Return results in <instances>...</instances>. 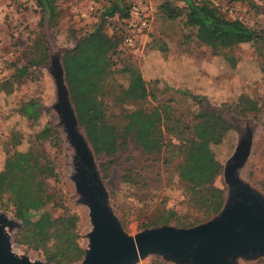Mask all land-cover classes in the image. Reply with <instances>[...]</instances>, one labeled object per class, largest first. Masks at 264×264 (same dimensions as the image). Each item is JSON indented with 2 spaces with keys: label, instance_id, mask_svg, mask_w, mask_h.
<instances>
[{
  "label": "rangeland",
  "instance_id": "374dc122",
  "mask_svg": "<svg viewBox=\"0 0 264 264\" xmlns=\"http://www.w3.org/2000/svg\"><path fill=\"white\" fill-rule=\"evenodd\" d=\"M113 1L56 0V16L51 21L44 17L39 23L34 0H0V169L14 150L43 152L55 172L54 178H46V188L54 194L57 204L50 203L45 210L52 216H76L84 250L88 249L91 230L89 208L80 187L85 171L94 175L105 193L106 205L128 237L146 229L171 226L173 217L189 222L197 215L188 203L192 189L178 178L177 166L183 156L180 145L193 137L194 114L203 108L212 109L229 123L221 141L207 150L213 166L218 168L213 185L222 190L221 209L232 201L236 185L264 201V45L237 42L211 47L201 41V26L195 20L188 21L185 14L168 20L159 9L163 1L183 7L180 0H119L148 6L151 16L148 25L137 33L134 47L118 44L111 54L102 96L104 118L118 130L125 124L126 112L157 108L162 118L161 151L143 154L126 137L119 139L111 156L93 152L73 117L60 68L48 64L43 53L52 56L69 48L74 38L87 32ZM231 1L194 0L209 2L225 20H237L244 27L264 31V0ZM116 17H107L104 28L117 38L124 25ZM34 42L38 44L35 48ZM177 51L186 55L184 69L167 61ZM200 55L210 60L214 56L210 73L202 69ZM188 58L195 64H190ZM32 59L35 62L30 64ZM126 64L136 68L145 82L147 97L142 101L119 103L115 99L126 84V75L121 72ZM21 68L24 70L18 75L16 70ZM185 91L198 98L192 100ZM30 99L40 107L35 122L19 112L21 102ZM44 125L55 135L36 139V132ZM167 215L171 218L164 223ZM0 217L7 252L17 259L50 264L13 241L18 221L10 208L0 207ZM224 259L230 264H264V256L256 254L235 253ZM82 260L83 257L69 264H81ZM131 264L195 262L173 261L149 252Z\"/></svg>",
  "mask_w": 264,
  "mask_h": 264
},
{
  "label": "trees",
  "instance_id": "16d2710c",
  "mask_svg": "<svg viewBox=\"0 0 264 264\" xmlns=\"http://www.w3.org/2000/svg\"><path fill=\"white\" fill-rule=\"evenodd\" d=\"M55 1L34 0L38 8L39 23L44 17L51 21L56 16ZM180 1L184 4L183 7L163 1L159 9L168 20L182 14L186 15L188 21L195 20L201 26V41L211 47L231 46L237 42L264 45L263 30L244 27L237 20H225L209 2ZM236 1L251 3V0L231 2ZM131 6L114 0L87 32L74 38L69 48L52 56L43 53L45 61L47 62V58L49 60L48 64L60 68L73 117L82 127L93 152L107 156L113 155L120 144L119 139L126 137H130L135 146L147 155L160 152L163 146L160 134L162 118L157 108L149 111L139 108L126 112V121L120 130L104 118L102 96L110 73V56L118 44L123 45L122 32L117 38L107 34L105 19L116 15V19L125 25ZM33 46L35 48L38 44L34 42ZM29 62L31 64L35 60ZM23 70L24 68L16 70V73L20 75ZM121 72L126 75V84L118 91L115 99L119 103L144 100L147 90L140 72L130 64H126ZM2 74L3 70L0 69V75ZM57 86L60 88V84ZM185 93L192 100L198 98L187 91ZM38 108L39 104L30 99L21 102L19 112L35 122L40 113ZM194 119L196 121L191 128L193 137L180 145L183 156L177 166V176L191 187L192 194L189 195L188 203L197 215L189 222L173 217L171 226L174 227H191L207 221L218 213L223 203L222 190L213 185L218 168L213 166L207 150L221 141L229 123L210 108L200 109L194 114ZM52 133L54 131L44 125L36 132L35 138H46ZM54 177L53 166L43 152L32 149L12 151L0 169V207L10 208L12 216L18 221L14 242L35 251L47 263L69 264L79 261L85 250L79 241L76 216H52L45 210L50 203L57 205L54 194L47 191L45 182L46 178ZM169 218L171 217L167 215L163 222L166 223Z\"/></svg>",
  "mask_w": 264,
  "mask_h": 264
},
{
  "label": "water",
  "instance_id": "95a60500",
  "mask_svg": "<svg viewBox=\"0 0 264 264\" xmlns=\"http://www.w3.org/2000/svg\"><path fill=\"white\" fill-rule=\"evenodd\" d=\"M84 178L80 187L91 230L81 264H131L149 252L195 264H230L224 257L235 253L264 256V201L242 186H234L232 201L203 223L187 228L164 225L128 237L106 205L94 175L85 171ZM4 246L0 230V264H46L17 259Z\"/></svg>",
  "mask_w": 264,
  "mask_h": 264
},
{
  "label": "built area",
  "instance_id": "2783aa9c",
  "mask_svg": "<svg viewBox=\"0 0 264 264\" xmlns=\"http://www.w3.org/2000/svg\"><path fill=\"white\" fill-rule=\"evenodd\" d=\"M150 16L151 10L148 6L140 4H133L131 6L129 17L125 21L123 32L121 34V43L125 47H134L137 39V33L148 25Z\"/></svg>",
  "mask_w": 264,
  "mask_h": 264
},
{
  "label": "crops",
  "instance_id": "0c3cea01",
  "mask_svg": "<svg viewBox=\"0 0 264 264\" xmlns=\"http://www.w3.org/2000/svg\"><path fill=\"white\" fill-rule=\"evenodd\" d=\"M202 54V53H201ZM185 53L182 54L181 51H177L175 54L172 55V58H170L169 60H167L168 62H172L173 65H181V69H184V65L186 64V58H185ZM203 56V58H202ZM199 57H201V60H200V64H202V69L205 70L207 73H210L211 70H208V68L212 65L211 62H215L214 61V56H211L212 57V60L209 59L208 56H205L204 55H200ZM200 59V58H199ZM198 59V60H199ZM188 62L190 64H195V61H190L189 58H188ZM214 64V63H213ZM179 70V69H177ZM202 89L204 90H201L203 91V93H206V90L204 87H202Z\"/></svg>",
  "mask_w": 264,
  "mask_h": 264
},
{
  "label": "bare ground",
  "instance_id": "6f19581e",
  "mask_svg": "<svg viewBox=\"0 0 264 264\" xmlns=\"http://www.w3.org/2000/svg\"><path fill=\"white\" fill-rule=\"evenodd\" d=\"M15 256V255H14Z\"/></svg>",
  "mask_w": 264,
  "mask_h": 264
}]
</instances>
